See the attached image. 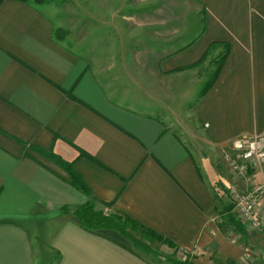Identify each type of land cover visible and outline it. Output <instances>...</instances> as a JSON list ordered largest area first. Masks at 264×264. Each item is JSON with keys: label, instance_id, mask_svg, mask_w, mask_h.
<instances>
[{"label": "crops", "instance_id": "1", "mask_svg": "<svg viewBox=\"0 0 264 264\" xmlns=\"http://www.w3.org/2000/svg\"><path fill=\"white\" fill-rule=\"evenodd\" d=\"M138 2H128L144 7L129 15L135 37L120 28L144 46H114L126 62L96 68L55 42L32 6L0 1V264H169L60 212L90 197L188 251L192 264H237L256 251L253 264H264V231L230 238L221 227L228 188L259 182L222 157L241 161L232 141L264 135V0ZM212 43L210 56L227 54L203 90L208 65L196 62ZM38 150L71 164L87 194Z\"/></svg>", "mask_w": 264, "mask_h": 264}, {"label": "rangeland", "instance_id": "2", "mask_svg": "<svg viewBox=\"0 0 264 264\" xmlns=\"http://www.w3.org/2000/svg\"><path fill=\"white\" fill-rule=\"evenodd\" d=\"M136 1L137 0H125V3L122 4V0H30V5L51 22L53 29L62 30L63 41L60 43L62 48H67V50L82 57L88 63L93 64L96 68H105L112 63L126 62V57L128 56L122 53H114L113 48L117 47L119 50H124L127 46L138 45L137 42H139V45H143L139 38H125L126 36L124 37L123 33H121L123 28L134 36V28L138 26V24L134 23L133 18L135 14L140 16L144 15V7L129 5L130 3H136ZM138 1V3L142 4L141 2L143 0ZM129 15L133 17L131 18L132 21L128 20ZM141 25H143V23ZM197 25L198 24H196V26ZM195 34L196 31L190 35L192 36ZM182 41L187 42L190 40L188 38ZM216 57L217 55L206 56V59L203 60L208 66L204 71L203 78L205 79V82L201 84V88H203L207 80L210 79ZM187 103L188 102L184 105L186 108L190 105L189 103L187 105ZM190 113L191 111L189 109L186 114L190 115ZM191 118L189 120L187 117L186 122L195 126V123ZM216 221H218V219ZM226 223L228 222L223 221L221 224L222 226L220 223L218 225L221 226L224 231H227L231 238L234 235V232L232 231L233 228ZM123 240L130 246L128 241L125 239ZM46 245L47 241H38L36 254L44 256ZM152 245L154 250L156 249L155 253L163 257L169 255L172 258H177V260L188 258L191 261L192 259L189 258L191 257V253L180 248L174 249L156 242L152 243ZM133 251L146 255L143 251L138 250L137 248H134ZM147 256L150 258L154 257V260L157 258L150 254H147ZM52 262H54V259Z\"/></svg>", "mask_w": 264, "mask_h": 264}, {"label": "trees", "instance_id": "3", "mask_svg": "<svg viewBox=\"0 0 264 264\" xmlns=\"http://www.w3.org/2000/svg\"><path fill=\"white\" fill-rule=\"evenodd\" d=\"M2 1V0H0ZM22 2L26 5H30V0H15ZM53 39L57 43H61L63 32L62 30L53 29L52 32ZM219 43V42H218ZM225 45L224 43H222ZM217 46V43H212L205 51L204 55L200 60L196 63H201L203 60L206 59V56L209 57L211 54V49H215ZM227 52H221L217 55L215 58L216 61L213 65V71L211 72L210 79L207 80L205 83L203 90L207 89L213 84L215 81L219 69L222 66V63L224 59L226 58ZM40 153H44L42 150H38ZM45 154V153H44ZM45 157L50 160L51 162L58 165L66 174L68 177L69 184L77 189L82 194H87V187L84 185L81 177L71 168V164H68L64 162L62 159H60L55 154H52L51 152L46 153ZM104 209H100L97 207V202L94 198L90 197L88 202H86L83 205L76 206V207H68L65 206L61 208L60 212L64 215H71L79 224L80 226L93 234H97L104 231H114L118 233L123 239L129 242L130 249L133 250L134 248H137L138 250L143 251L145 254H150L155 257H161L158 258L162 261H166L169 264H192L190 259L185 258L184 260H177V258H172L169 255L161 256L159 254H156V249L154 250V247L152 243H160L163 245H166L170 248L179 249L178 247H173L174 245L169 242L167 239L161 237L160 235L156 234L151 229L146 228L139 222H136L132 218L116 211H110L105 210L106 206L103 204L102 206ZM228 222L232 225L234 230H237L238 234L242 237L247 236V232L244 228V226L235 219L233 214H231V217L229 218ZM264 231V230H263ZM262 231V232H263ZM258 233V232H257Z\"/></svg>", "mask_w": 264, "mask_h": 264}, {"label": "built area", "instance_id": "4", "mask_svg": "<svg viewBox=\"0 0 264 264\" xmlns=\"http://www.w3.org/2000/svg\"><path fill=\"white\" fill-rule=\"evenodd\" d=\"M232 149L239 155L241 161L234 160L227 155L222 159L231 172L243 178L246 183H252L255 176L259 182L239 192L233 186L228 188L232 197V214L247 232H262L264 230V135H243L232 141ZM261 252L242 255L237 264H253L258 260Z\"/></svg>", "mask_w": 264, "mask_h": 264}]
</instances>
